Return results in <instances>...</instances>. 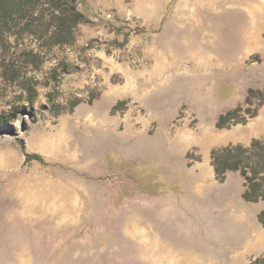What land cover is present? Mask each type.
<instances>
[{
  "label": "rangeland",
  "instance_id": "374dc122",
  "mask_svg": "<svg viewBox=\"0 0 264 264\" xmlns=\"http://www.w3.org/2000/svg\"><path fill=\"white\" fill-rule=\"evenodd\" d=\"M81 9L71 45L0 42V264H189L244 180L198 189L203 169L187 166L264 140V106L247 105L264 90V0ZM238 107L247 122L219 129Z\"/></svg>",
  "mask_w": 264,
  "mask_h": 264
},
{
  "label": "trees",
  "instance_id": "16d2710c",
  "mask_svg": "<svg viewBox=\"0 0 264 264\" xmlns=\"http://www.w3.org/2000/svg\"><path fill=\"white\" fill-rule=\"evenodd\" d=\"M86 0H0V42H19L30 38L49 46H65L74 43L76 31L81 24L88 23V17L81 6ZM46 45V44H45ZM5 46V45H4ZM43 47V45H42ZM11 58L5 61L6 71L16 75V63L13 47ZM17 51V50H16ZM22 50L19 56L32 54ZM13 66V67H12ZM260 98V108L264 106V90L252 91L247 99L251 105V96ZM243 107H238L222 114L217 122L219 129L231 125L246 123L247 119H237ZM258 109L249 111L255 117ZM212 165L219 182L224 183L228 174L239 172L244 179L242 198L249 203L264 201V140L253 139L249 145H228L212 151ZM259 221L264 226V211L259 215ZM252 264H264V256L257 258Z\"/></svg>",
  "mask_w": 264,
  "mask_h": 264
},
{
  "label": "crops",
  "instance_id": "0c3cea01",
  "mask_svg": "<svg viewBox=\"0 0 264 264\" xmlns=\"http://www.w3.org/2000/svg\"><path fill=\"white\" fill-rule=\"evenodd\" d=\"M261 123L264 125V119H261ZM255 126H259V124ZM187 167L195 168L198 171L203 169L204 180L199 181L198 189L205 187L208 179L218 186H226L230 178L229 173L227 180L221 183L217 179L214 167L212 171L200 164ZM242 185L243 190L238 191L236 195L230 194L216 200V205L219 207L216 214L221 220V231L212 236L211 249L202 248L203 253H200L195 245L193 252L183 257L189 264H252L254 260L264 256V226L258 218L264 211L263 201L249 203L243 198L242 200L244 182ZM220 190L222 193L228 191L226 188ZM250 204H260L261 208L255 209ZM168 260L179 261L180 257L172 255L168 257Z\"/></svg>",
  "mask_w": 264,
  "mask_h": 264
},
{
  "label": "bare ground",
  "instance_id": "6f19581e",
  "mask_svg": "<svg viewBox=\"0 0 264 264\" xmlns=\"http://www.w3.org/2000/svg\"><path fill=\"white\" fill-rule=\"evenodd\" d=\"M146 13V12H145ZM148 14V13H147ZM153 15L152 14H150V18L152 17Z\"/></svg>",
  "mask_w": 264,
  "mask_h": 264
}]
</instances>
